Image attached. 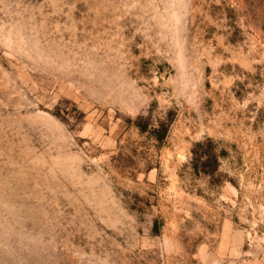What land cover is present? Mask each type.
Masks as SVG:
<instances>
[{
    "label": "rangeland",
    "instance_id": "1",
    "mask_svg": "<svg viewBox=\"0 0 264 264\" xmlns=\"http://www.w3.org/2000/svg\"><path fill=\"white\" fill-rule=\"evenodd\" d=\"M264 0H0V264H261Z\"/></svg>",
    "mask_w": 264,
    "mask_h": 264
},
{
    "label": "crops",
    "instance_id": "2",
    "mask_svg": "<svg viewBox=\"0 0 264 264\" xmlns=\"http://www.w3.org/2000/svg\"><path fill=\"white\" fill-rule=\"evenodd\" d=\"M261 260L263 261V263H261V264H264V253L262 255V259Z\"/></svg>",
    "mask_w": 264,
    "mask_h": 264
}]
</instances>
